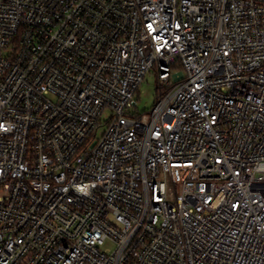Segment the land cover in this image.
<instances>
[{
    "label": "built area",
    "instance_id": "built-area-1",
    "mask_svg": "<svg viewBox=\"0 0 264 264\" xmlns=\"http://www.w3.org/2000/svg\"><path fill=\"white\" fill-rule=\"evenodd\" d=\"M0 264H264V0H0Z\"/></svg>",
    "mask_w": 264,
    "mask_h": 264
},
{
    "label": "rangeland",
    "instance_id": "rangeland-1",
    "mask_svg": "<svg viewBox=\"0 0 264 264\" xmlns=\"http://www.w3.org/2000/svg\"><path fill=\"white\" fill-rule=\"evenodd\" d=\"M158 76L154 72H148L139 88V109L141 112L149 111L156 101ZM111 248L112 245L107 243L104 248Z\"/></svg>",
    "mask_w": 264,
    "mask_h": 264
}]
</instances>
